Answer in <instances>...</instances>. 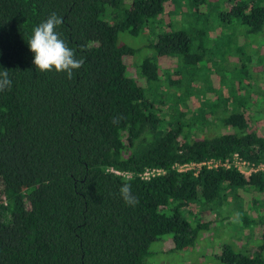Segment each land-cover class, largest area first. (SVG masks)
Here are the masks:
<instances>
[{
	"label": "trees",
	"instance_id": "16d2710c",
	"mask_svg": "<svg viewBox=\"0 0 264 264\" xmlns=\"http://www.w3.org/2000/svg\"><path fill=\"white\" fill-rule=\"evenodd\" d=\"M168 1L0 0V71L7 69L12 81L0 92V264H149L150 245L163 235H171L172 249L183 250L209 228L206 221L192 226L181 209L199 201L220 206L229 196L243 223L259 225L261 233L250 253L223 244L218 261L264 264V171L245 176L233 166L176 168L235 153L264 164V129H249L246 100L238 94L253 78L251 55L243 58L242 44L234 47L238 64L227 75L208 54L229 47L231 38L220 42L204 29H172L152 44L154 56L143 59L138 77L127 72L125 58L134 49L118 42L119 33L137 35ZM207 1L189 0L194 19ZM225 5L224 24L242 25L248 44L264 41V0ZM53 12L63 18L56 31L85 61L72 79L36 72L32 63L27 41ZM163 59H176L173 70L160 66ZM211 67L229 96L212 86ZM196 78L204 90L195 87V94L217 91L216 100L206 106L209 112L199 105L187 118L169 101H186ZM173 87L178 95L167 94ZM219 108L222 125L233 131L194 137ZM153 168L163 172L142 177ZM124 183L139 201L135 206L120 196Z\"/></svg>",
	"mask_w": 264,
	"mask_h": 264
},
{
	"label": "rangeland",
	"instance_id": "374dc122",
	"mask_svg": "<svg viewBox=\"0 0 264 264\" xmlns=\"http://www.w3.org/2000/svg\"><path fill=\"white\" fill-rule=\"evenodd\" d=\"M189 0H169L165 4V10L162 14L155 17L147 26L140 31L137 35H130L126 32L119 33L118 42L120 44H127L133 47V55H129L125 58L127 65V72L130 76H137L139 74V66L144 58L154 56V44L161 33H165L170 30L178 29H204L208 32V38L220 36V42L224 39L231 38L232 44L226 47L224 50H215V54H208L210 60H216L218 68L224 70L227 75V71H232V66H235L238 55L232 54L234 47H238L242 44L244 50L241 57L251 55V61H249L250 70H252L253 78L249 80L250 86L247 85L245 89L238 92L241 99L246 100V108L243 110L246 119L248 120L249 129H255L261 131L264 129V41L260 38H256L246 43L242 25H228L224 24L219 17L221 11L226 10L225 0H208L207 3L200 4L198 6L200 18H193V15L189 8ZM221 34V35H220ZM258 40V41H257ZM252 42V45H251ZM222 53V54H221ZM221 54V56H220ZM225 55V58H222ZM206 57V59H208ZM209 60V61H210ZM160 66L168 68V71L173 70L176 59H163L160 60ZM159 63V60H158ZM212 63V61H211ZM204 63L199 65L202 67ZM211 67V72L215 73V69ZM205 76V75H202ZM195 82L191 83L189 97L186 101L178 100L176 97H172L169 103L175 102V107L179 111H185L187 118H192V114L197 110L199 105L202 108L208 107L210 103L215 102L216 92L211 93L204 92L202 94L204 82H201L200 78H196ZM212 86L215 89H221L223 97L230 95L229 87L222 85L216 75L211 77ZM140 81V79L138 78ZM195 87L202 89L201 94H195ZM163 89V88H162ZM146 95L150 98L151 93L148 88L145 87ZM168 95H178L180 89L173 87L172 91H166ZM199 99H203L200 101ZM231 108V105L228 106ZM206 112H209L206 108ZM228 111V110H227ZM209 124H205L203 129L194 131V137H209L213 134L232 132L233 128L230 126H223L221 123V108L218 109V115L213 116ZM185 118V117H184ZM211 118V117H210ZM244 174L245 168L241 167ZM247 176V174H244ZM227 197L221 205H202L203 201L192 203L189 205V210L181 209V213L186 217L191 225H195L198 221L209 222V228L200 232L195 244L192 247H188L183 250L172 249L171 235H163L160 239L154 241L150 245L151 255L146 257V262L149 264H221L218 261L217 254L223 244L230 243L236 245L238 248H245L249 253L255 249L256 244L259 241L261 229L259 225L246 226L243 223L242 218L244 214L239 211L235 203V199ZM202 203V204H201ZM249 213L246 212L245 216L248 217Z\"/></svg>",
	"mask_w": 264,
	"mask_h": 264
},
{
	"label": "clouds",
	"instance_id": "9594fccd",
	"mask_svg": "<svg viewBox=\"0 0 264 264\" xmlns=\"http://www.w3.org/2000/svg\"><path fill=\"white\" fill-rule=\"evenodd\" d=\"M62 23L63 18L53 12L45 21L33 28L27 45L34 54L32 63L36 72H63L67 74L68 79H72L73 71L80 69L85 61L83 57L77 59L75 50L70 48L56 31L57 26ZM11 84L8 70L0 71V92L9 89ZM119 119L121 118H114L112 122L119 123ZM119 193L126 205L135 206L139 202L132 195L129 183L122 184Z\"/></svg>",
	"mask_w": 264,
	"mask_h": 264
},
{
	"label": "built area",
	"instance_id": "2783aa9c",
	"mask_svg": "<svg viewBox=\"0 0 264 264\" xmlns=\"http://www.w3.org/2000/svg\"><path fill=\"white\" fill-rule=\"evenodd\" d=\"M202 166H205L207 168H214L217 166H224V167H235L237 168L241 173L243 172L241 169V167L245 168V172L244 174L250 175L251 173L257 172V171H264V164H259V165H254V164H250L249 162L241 159V157L235 153L232 158L229 159H225L224 161L221 160H214V159H208L202 162H198V163H185L183 165H176V168L179 171H189V170H193V171H197L199 168H201ZM111 171L115 172L116 174L119 175H123V176H130L129 173H123V172H119V171H114L113 169H111ZM161 172H163L162 169H146L143 173H142V177L147 179L150 178L151 176H154L156 174H160Z\"/></svg>",
	"mask_w": 264,
	"mask_h": 264
}]
</instances>
